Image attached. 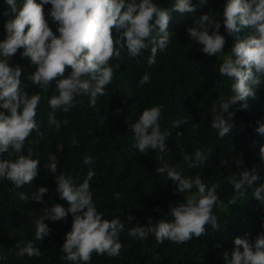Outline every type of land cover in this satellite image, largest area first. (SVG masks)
<instances>
[{
    "label": "trees",
    "instance_id": "1",
    "mask_svg": "<svg viewBox=\"0 0 264 264\" xmlns=\"http://www.w3.org/2000/svg\"><path fill=\"white\" fill-rule=\"evenodd\" d=\"M23 2L17 0V7ZM198 2L192 0L193 4ZM153 3L171 9L176 0H153ZM225 3L226 0H208L197 13L181 15L173 12L169 23L170 43L165 51H158L154 63H149L150 49L136 58L130 57L125 49L119 59L110 60L115 74L95 107L89 97L78 96L75 107L68 113L53 109L49 101L59 94L55 82L43 90L33 85L29 77L36 69L30 58L22 56L23 48L17 51L9 61L10 65L21 67V83L25 85V91L29 95L38 93L41 96L36 122L42 135L34 131L22 152L27 156V149L32 150V158L40 162V172L23 188L0 180V256L6 257L0 259V264H78L68 261L61 250L66 234L72 229L70 212L66 219L46 220L50 235L42 241L35 240V220L43 217L48 207L60 204L66 210L70 208L69 202L56 192L55 176L46 167L56 162L58 172L70 175L74 186L82 184L89 171L94 172L89 183L97 210L105 219L119 218L125 225L120 233L123 244L120 255L109 257L93 253L88 264H229L224 253L231 254L236 237L254 243L258 235L264 233V205L253 197L254 188H249L238 204L228 203L234 195V174L239 176L256 166L261 176L257 186L264 184V162L260 158L264 135L255 131L259 126L257 121L264 120V84L256 90L255 98H248L247 109L237 111L238 105L230 109L235 115L234 128L228 136L220 138L218 131L211 127L213 106L219 109L232 95L233 81L220 74V67L229 56L235 59L232 49L238 39L243 40L249 35V30L245 28L229 35L221 24L219 31L226 37V44L224 52L216 57L204 54L200 50L202 46L191 40L187 33V28L205 13L222 22ZM43 7L50 28L59 35L58 25L48 15L51 5ZM16 15L5 0H0V42L7 36L6 23ZM209 31L211 33L212 29ZM0 59L4 58L0 56ZM71 71L68 68L65 76ZM145 73L150 74L151 79L141 85ZM155 105L163 106L161 131L171 132L166 141L168 151L162 154V161L156 159V151L149 150L140 155L134 147V133L128 127L129 121L137 122L146 108ZM0 111L7 113L2 108ZM185 117L188 118L186 124L173 127L175 121ZM53 119L67 120L68 123L61 124L57 131L55 123H50ZM197 149L204 151L208 159L201 167L189 168L182 163L183 155H194ZM86 155L93 158L91 165L84 164ZM3 156L12 161L18 158L15 152ZM164 164L179 165L177 170L186 178L194 179L199 175L208 187L218 185V201L212 210L217 217L218 229L207 224L205 234L184 244L167 240L161 244L153 234H149L146 240L128 235L137 224L147 226L149 217L153 223L161 220L173 222L171 207L185 203V196L198 198L195 188L186 194L179 193L176 183L167 179L166 174L158 173L157 168ZM39 187L48 188L43 203H25L20 199L21 192L31 196ZM129 215L134 217L131 223L127 221ZM29 241L40 249L38 258L17 256V245L23 247Z\"/></svg>",
    "mask_w": 264,
    "mask_h": 264
},
{
    "label": "clouds",
    "instance_id": "2",
    "mask_svg": "<svg viewBox=\"0 0 264 264\" xmlns=\"http://www.w3.org/2000/svg\"><path fill=\"white\" fill-rule=\"evenodd\" d=\"M5 2L17 15L6 23L7 36L0 42V56L4 58L0 59V108L7 110V113L0 111V180L23 188L31 184L40 172V162L32 158V150L27 149V156L22 152L34 131L42 135L36 122L41 96L38 93L29 95L21 83V67L10 65L9 61L17 51L23 48L22 56L30 58L36 69L29 77L33 85L43 90L55 82L59 94L49 101L53 109L68 113L75 107L74 101L78 96L89 97V102L95 107L115 74L110 60L119 59L125 49L132 58L150 49L149 63H154L158 51H165L170 43L172 13H197L198 9L207 5L208 0H199L197 4H193L192 0H176L171 9L158 6L153 0H42L41 3L24 0L19 8L17 0ZM46 4L51 5L48 15L58 25L59 35L53 32L46 19L43 7ZM221 24L229 35L245 28L249 30V35L243 40L238 39L232 49L235 59L229 56L220 67V74L233 81L232 95L219 109L213 106L211 127L218 131L220 138H224L234 128L235 113L230 109L237 105V111L247 109L248 98H255L256 90L264 84V0H226L222 22L205 13L187 28V33L191 40L202 46L200 50L204 54L216 57L224 52L226 44V37L219 31ZM209 29H212L211 33ZM68 68L72 71L66 77ZM150 79V74L145 73L140 84H147ZM162 107L155 105L146 108L137 122L129 121L128 124L134 133V147L139 154L156 151V159L161 161L162 154L168 151L166 141L171 136V132L161 131ZM187 122L188 118L185 117L175 121L173 127L179 128ZM50 123H55L59 131L61 124L67 125L68 121L53 119ZM257 124L259 126L255 131L264 135V120H258ZM10 152L17 154L15 161L4 158L3 154L9 155ZM260 158L264 162V146L260 148ZM207 159L206 153L197 149L194 155L184 154L182 163L189 168L201 167ZM83 162L91 165L93 158L86 155ZM46 167L55 176L56 192L69 202L70 208L66 210L60 204L48 207L44 216L35 220V240L42 241L50 235L46 220L55 222L66 219L70 212L73 216L72 229L66 234L61 249L68 261L88 264L93 253L118 257L123 249L120 233L125 225L119 218L105 219L103 213L97 210L89 183L94 172L89 171L83 183L74 186L70 175L58 172L57 162ZM178 167L164 164L157 168V172L166 174L167 179L176 183L179 193L186 194L195 188L198 198L185 196V203L171 207L173 222L161 220L153 223L149 217L147 226L137 224L128 231L130 237L146 240L149 234H153L161 244L166 240L184 244L193 237L199 238L205 234L207 224L219 228L217 217L212 214L218 201V185L208 187L199 175L194 179L186 178L182 171L177 170ZM260 179L256 166L239 176L234 174V195L228 203L238 204L247 190L254 188L253 197L264 205V184L257 186ZM47 192L48 188L39 187L31 196L21 192L20 199L25 203H43ZM116 197L119 198V194ZM133 219L129 215L127 221L131 223ZM234 245L231 254L224 253V259L229 264H264V233L258 235L254 243L236 237ZM17 248L19 257L27 255L38 258L41 255L40 249L31 241L23 247L18 244ZM0 259L6 257L0 256Z\"/></svg>",
    "mask_w": 264,
    "mask_h": 264
},
{
    "label": "rangeland",
    "instance_id": "3",
    "mask_svg": "<svg viewBox=\"0 0 264 264\" xmlns=\"http://www.w3.org/2000/svg\"><path fill=\"white\" fill-rule=\"evenodd\" d=\"M194 197H196V196H194Z\"/></svg>",
    "mask_w": 264,
    "mask_h": 264
}]
</instances>
